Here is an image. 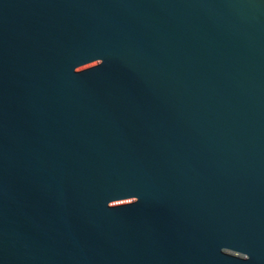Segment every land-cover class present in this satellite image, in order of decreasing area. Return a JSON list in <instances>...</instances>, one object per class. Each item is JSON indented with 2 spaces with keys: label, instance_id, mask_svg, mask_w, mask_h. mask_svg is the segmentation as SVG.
Here are the masks:
<instances>
[{
  "label": "water",
  "instance_id": "95a60500",
  "mask_svg": "<svg viewBox=\"0 0 264 264\" xmlns=\"http://www.w3.org/2000/svg\"><path fill=\"white\" fill-rule=\"evenodd\" d=\"M0 264H264V0H0Z\"/></svg>",
  "mask_w": 264,
  "mask_h": 264
}]
</instances>
